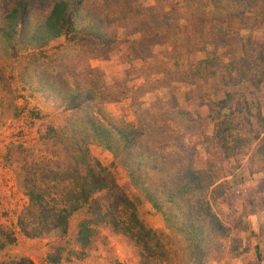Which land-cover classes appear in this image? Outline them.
<instances>
[{"label":"trees","instance_id":"1","mask_svg":"<svg viewBox=\"0 0 264 264\" xmlns=\"http://www.w3.org/2000/svg\"><path fill=\"white\" fill-rule=\"evenodd\" d=\"M250 12L264 19V0H0L2 80L17 78L21 91L42 95L56 109L69 112L61 124L45 127L43 138L54 151L49 150L43 163L25 167L19 185L27 204L16 216L19 232L28 238L53 229L66 232L71 216L93 194L110 188L112 174L90 152L95 145L126 170L137 193L117 195L104 209H92L78 225L80 247L90 244L96 226L105 225L139 249L138 264H207L219 259L230 233L215 210L228 189L225 178L239 167L238 155L244 150H250V161H257L251 173L264 171V126L251 138L240 132L233 115L244 106L239 92L231 89L263 85L264 41L249 40L236 59L192 61L179 54L196 49L174 36L182 22L194 21L198 34L210 36L208 43L222 42L246 23ZM221 18L225 26L215 23ZM117 29L126 36L139 35L121 53L122 62L145 60L151 48L166 45L161 53L176 59L175 69L167 70L169 81L213 80L223 88V96L211 102L213 132L205 140L213 152L205 167L195 168L190 153L171 140L172 134L161 136L164 125L187 118L175 94H167L154 114L143 109L137 122L117 121L104 109V104L126 97L127 78L105 80L89 61L106 55ZM59 38L65 43L50 46ZM21 91L14 101L24 99ZM24 108L10 106L13 117ZM259 117L264 125V117ZM143 202L161 215L164 230L140 220L137 208ZM15 241L14 230L0 223V251ZM48 261L55 264L58 257L48 254ZM0 264L35 263L22 256L0 259Z\"/></svg>","mask_w":264,"mask_h":264},{"label":"rangeland","instance_id":"2","mask_svg":"<svg viewBox=\"0 0 264 264\" xmlns=\"http://www.w3.org/2000/svg\"><path fill=\"white\" fill-rule=\"evenodd\" d=\"M215 23L225 26L226 19L215 20ZM181 24L182 28L174 39L179 43L188 42L191 50L196 49L190 54H179L181 58L192 61L212 56L223 61L236 59L242 55L243 46L249 40L264 41V19L251 12L246 17V23L236 32L227 34L222 42L208 43L210 36L198 34L194 21ZM116 32L117 39L109 45L106 55L89 61L91 66L102 70L105 80L127 78L126 97L104 104V109L117 121L137 122L143 109L154 114L167 94H175L188 115L180 123L164 125L161 136L172 134L171 140L183 144L190 153L195 168L205 167L213 152L205 140L213 132L211 102L223 96V88L213 80L199 79L194 84L169 81L167 70L175 69L176 59L161 53L166 45L151 48L145 60L122 62L121 53L130 40L139 35L126 36L123 29ZM63 43L64 38H59L50 46ZM202 45H205L204 50H199ZM180 61L182 67L184 62ZM0 67L3 66L0 64ZM5 71L8 74V69ZM8 78V81L2 80L0 73V99L3 104H0V223L14 230L16 241L3 247L0 259L25 256L35 264H51L48 254H52L58 257L55 264H138L139 249L127 237L112 232L108 226H96L90 244L84 248L76 240L79 223L91 216L92 209H104L117 195L133 197L137 193L126 170L113 160L109 152L95 145L90 146V152L112 174L114 182L110 188L93 194L89 203L71 216L66 232L53 229L36 238L25 237L19 232L16 216L27 204V197L19 185L26 174L25 167L43 163L49 150L54 151L43 138L45 127L61 124L69 112L56 109L53 102L42 95L21 91L17 78ZM231 89L239 92L238 98L244 106L241 112L234 113V120L239 123L240 132L251 138L264 126L259 117V113L264 117V83L256 89L247 84ZM18 90L25 97L14 101ZM14 103L25 105L22 114L16 118L10 109ZM168 150L173 148L168 147ZM249 151L244 150L238 155L239 167L225 178L228 189L215 204L216 212L229 226L230 233L225 241L224 254L207 264H264V171L251 173L257 161L248 159ZM137 213L146 226L164 230L161 215L148 203H141Z\"/></svg>","mask_w":264,"mask_h":264}]
</instances>
